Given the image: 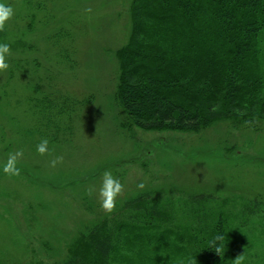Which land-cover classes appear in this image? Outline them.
Listing matches in <instances>:
<instances>
[{
    "label": "rangeland",
    "instance_id": "obj_1",
    "mask_svg": "<svg viewBox=\"0 0 264 264\" xmlns=\"http://www.w3.org/2000/svg\"><path fill=\"white\" fill-rule=\"evenodd\" d=\"M133 1L0 0L14 9L0 31V43L10 45L9 67L0 72V264H63L76 240L75 249L86 250L81 231L107 214L98 197L105 171L124 185L112 214L140 192H161L173 222L130 224L112 264H208L190 237L204 227L201 214L221 213L224 264L238 254L243 264H264V119L257 128L219 122L193 134L127 126L117 99L118 51L129 42ZM158 31L167 45L182 33L177 25ZM261 34L255 62L264 79ZM155 35L150 41L165 46ZM43 139L49 153L41 156ZM17 150L21 174L9 177L3 166ZM58 156L62 163L52 167ZM190 194L212 203L191 207Z\"/></svg>",
    "mask_w": 264,
    "mask_h": 264
},
{
    "label": "trees",
    "instance_id": "obj_2",
    "mask_svg": "<svg viewBox=\"0 0 264 264\" xmlns=\"http://www.w3.org/2000/svg\"><path fill=\"white\" fill-rule=\"evenodd\" d=\"M129 13L130 37L118 51L117 87L127 126L188 134L219 122L258 127L264 119V109L257 112L263 105L264 79L255 49L264 32V0H134ZM176 25L182 33L176 45H167L170 42L158 29ZM153 35L165 46L152 43ZM160 193L140 192L126 199L115 214L85 225L79 245L85 243L86 250H76V240L63 264H112L117 240L128 234L130 224L152 228L173 223ZM188 198L191 207L203 210L212 203L206 194ZM201 215L204 227L190 240L203 245L202 258L208 264H224L228 240L224 216ZM217 235L224 236L221 256L210 248Z\"/></svg>",
    "mask_w": 264,
    "mask_h": 264
},
{
    "label": "clouds",
    "instance_id": "obj_3",
    "mask_svg": "<svg viewBox=\"0 0 264 264\" xmlns=\"http://www.w3.org/2000/svg\"><path fill=\"white\" fill-rule=\"evenodd\" d=\"M86 12H91V8L85 9ZM14 15V9L10 5H5L0 3V31H4L5 24ZM10 54V45L7 43H0V72L6 71L9 67L6 62V57ZM48 143L47 139L41 140L37 145V152L41 156L48 154ZM23 157V150H17L14 153H9L8 158L3 166V172L9 176H20L21 169L17 166L19 159ZM63 157L58 156L50 162L52 167H55L57 163H62ZM138 188L143 189L145 185L143 182L137 185ZM124 190V185L120 180L113 176L111 171H105L102 175V182L98 190V197L100 200L101 208L107 212L112 213L116 208V200L118 196L122 194ZM96 189L94 187L88 189V195L91 197L96 194ZM224 236L217 235L213 237L210 248L214 249L215 252L221 256L224 252ZM244 255L238 254L233 260V264H243ZM188 264H195V261H189Z\"/></svg>",
    "mask_w": 264,
    "mask_h": 264
}]
</instances>
